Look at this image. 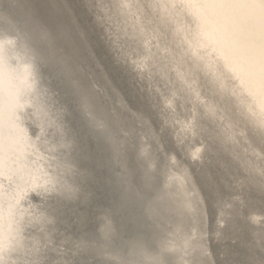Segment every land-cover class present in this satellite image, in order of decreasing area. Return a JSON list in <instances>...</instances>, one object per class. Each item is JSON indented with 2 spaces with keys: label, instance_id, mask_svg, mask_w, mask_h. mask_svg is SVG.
Instances as JSON below:
<instances>
[{
  "label": "bare ground",
  "instance_id": "bare-ground-1",
  "mask_svg": "<svg viewBox=\"0 0 264 264\" xmlns=\"http://www.w3.org/2000/svg\"><path fill=\"white\" fill-rule=\"evenodd\" d=\"M260 3L0 0V264H264ZM55 84L116 162L115 208L87 187Z\"/></svg>",
  "mask_w": 264,
  "mask_h": 264
},
{
  "label": "water",
  "instance_id": "water-1",
  "mask_svg": "<svg viewBox=\"0 0 264 264\" xmlns=\"http://www.w3.org/2000/svg\"><path fill=\"white\" fill-rule=\"evenodd\" d=\"M28 2H33V0H26ZM69 3L72 0H68ZM42 17H44L43 11L40 13ZM46 16V15H45ZM96 54H98L96 52ZM53 87V88H52ZM50 87L53 90L55 95H59L60 100H57V103L61 106H65L68 111L67 121L71 125L73 136L77 145V160L79 162V166L90 175V182L87 184V187L92 188L95 203L99 205H112L114 208L120 200L116 198L113 192V186L108 181V178H111L113 171L116 172L117 165L115 160L112 158L111 153L104 149V147L99 144V141L94 138L90 131H88L78 113L77 103L74 99V96H67L65 92L61 89H58V84L52 85ZM114 176V174H113ZM92 178L96 180L95 184H92ZM92 184V185H91ZM37 192L32 193L28 196L27 199L37 200L38 196ZM90 214L86 215L85 219V235L94 236V228L92 227V223L89 221ZM124 228L122 229L124 233L126 231L137 229V223L134 224L128 221L122 222Z\"/></svg>",
  "mask_w": 264,
  "mask_h": 264
},
{
  "label": "snow or ice",
  "instance_id": "snow-or-ice-1",
  "mask_svg": "<svg viewBox=\"0 0 264 264\" xmlns=\"http://www.w3.org/2000/svg\"><path fill=\"white\" fill-rule=\"evenodd\" d=\"M128 5H122V7H127ZM260 8L264 9V0H261L260 3ZM115 55H116V59L119 61L121 56L123 55V53L117 48L115 49ZM126 59V57H125ZM133 63H136V61H133ZM38 112H42V110H38ZM45 117L47 116V113H42ZM58 119V118H57ZM47 123L49 126H56L58 128V130L60 131L61 137L64 136L63 130H62V125H58L56 121L53 120H47ZM102 126V124H101ZM40 127H41V131H44V122L40 121ZM256 132L258 133L260 139L262 142H264V121H261L258 128L255 129ZM185 132H192L193 134H195V127L192 124H187L185 125L184 128ZM37 139H39V136L37 137ZM181 141L178 138V143H180ZM56 147L54 146L52 149H50V151L55 152L56 151ZM40 159H44V160H50V159H56V157H44V156H40ZM193 159H196V157L194 156ZM41 172L42 175L45 176L44 179V183L42 185L38 184L37 187H40L43 189L44 193H51V192H56L58 191V180L55 177H48L47 173H44L43 170H39ZM261 194L264 195V185H261ZM23 216V213H21V218ZM19 223V221L17 222ZM40 249L36 248L35 252L37 253V255L39 254ZM162 255V254H161ZM29 264H44V261H42L41 259L37 258L35 260H32L29 262ZM122 264H164L163 259L160 256H153L147 259H142V260H138V259H132V260H128L125 262H122Z\"/></svg>",
  "mask_w": 264,
  "mask_h": 264
}]
</instances>
